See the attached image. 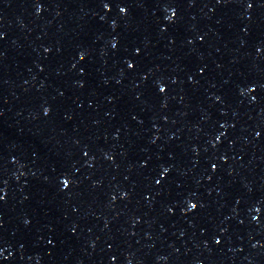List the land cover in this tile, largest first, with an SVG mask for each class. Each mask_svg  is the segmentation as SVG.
<instances>
[{
  "label": "snow or ice",
  "instance_id": "1",
  "mask_svg": "<svg viewBox=\"0 0 264 264\" xmlns=\"http://www.w3.org/2000/svg\"><path fill=\"white\" fill-rule=\"evenodd\" d=\"M65 184L67 185V181H65ZM193 207H194V205H193Z\"/></svg>",
  "mask_w": 264,
  "mask_h": 264
}]
</instances>
